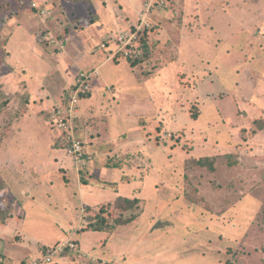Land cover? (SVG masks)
I'll list each match as a JSON object with an SVG mask.
<instances>
[{"label": "rangeland", "instance_id": "1", "mask_svg": "<svg viewBox=\"0 0 264 264\" xmlns=\"http://www.w3.org/2000/svg\"><path fill=\"white\" fill-rule=\"evenodd\" d=\"M2 1L0 169L6 163L14 176L37 182L23 187L14 180L11 191L3 178L8 173L0 175L6 182L1 203L13 213L0 224V254L16 262L21 250L34 254L38 243H53L64 233L58 226L78 216L68 201L93 208L140 187L131 212L94 214L109 225L120 215L141 216L137 222L105 246L102 234L76 233L79 245L84 240L97 252L111 247L137 264H264V135L260 144L250 143L264 131L255 123L264 119V92L258 90L264 88V0L166 2L151 16L156 27L149 53L136 67L119 53L120 45L101 49L139 22L131 0H111L112 7L101 0L103 11L97 0ZM34 1L50 9L47 24L31 11ZM53 33L67 36V50L94 54L92 68L84 70L102 64L92 87L99 86L93 94L105 103L103 114L91 113L87 121L77 114V135L95 157L78 178L50 110L69 99L80 65L64 63V50L48 40ZM138 44L143 56L146 46ZM108 51L114 61H105L101 53L109 58ZM202 159H209L206 167L197 164ZM46 185H54L53 192L44 193ZM22 188H31L34 199Z\"/></svg>", "mask_w": 264, "mask_h": 264}, {"label": "crops", "instance_id": "2", "mask_svg": "<svg viewBox=\"0 0 264 264\" xmlns=\"http://www.w3.org/2000/svg\"><path fill=\"white\" fill-rule=\"evenodd\" d=\"M119 1H121V2H119ZM149 1H151V0H131V3L132 2H135V5H136V7H135L136 8V11H137V15L136 16H138V14L140 15L143 12L145 3L149 2ZM96 2H98L97 3V6H96L97 10L102 9V8H105V6L101 5V2H102L101 0H97ZM190 2H193V0H186V4H188ZM102 3L103 4L106 3L107 5L109 3H110V5L112 4L111 0H105ZM114 3L126 5V1H124V0H114ZM110 7H112V5ZM110 7L108 6V8L111 10ZM132 7H134V5ZM102 11H103V9H102ZM106 11L111 15V12L110 11H108V10H106ZM40 18L43 19L45 17L40 16ZM116 24H117V22H116ZM188 25L189 26H192L191 23H188ZM67 47H68V44L64 48V51H62V52H64L67 55V57L64 58V63H66L68 61L71 62V63H73V60H76V63L78 65H80V72H82V71H89V70H84L85 68H89V69L92 68L91 65L93 64L94 58H95L94 56L92 57V55H94V54L88 55L85 52L81 53V52H79L76 49L75 46L72 47L69 50L66 49ZM101 54H102V56L103 55L105 56V57L104 56L103 57L106 58V60H105L106 62L113 61L112 58H110V57L107 58V55H105L104 53H101ZM77 56H78V58H77ZM79 57H80V59H79ZM100 66L98 68H96V70L100 71V69H99ZM92 70H94V69H92ZM74 82H75V77L71 80V83H70L71 86L73 85ZM95 90H97V91L99 90V86L98 85L96 87L94 86L93 87L92 94L81 102V120H85V121L91 120V119H93L94 115H95V117H97V116L99 117V115H102L103 114L102 108L105 106V103H102L101 102V98H100L99 101L98 100L96 101V97L93 94L94 92L97 93V91H95ZM258 90L260 92H264V88L263 87H259ZM112 94H114V92H112ZM249 104H251V103H249ZM258 106L259 105H256V104H251L250 105V107H253L254 109H255V107H257L258 110H261V109H259ZM256 110L257 109H255V112H256ZM260 112H264V111L261 110ZM91 113L93 114V117L90 118L88 116H90ZM99 129H100L99 127L98 128H95L94 129V132L97 131V133H99L98 132ZM94 132H93V134H94ZM261 134L264 135V131L258 132V134L255 136L256 138L253 137V140H251L250 143L255 144V145L256 144H260V142H261V137H260ZM92 141H94V140H92ZM1 151H2L3 155H6V156L9 155V153L6 152L7 150H6L5 147ZM57 156H58L57 154H53L51 157L54 158V157H57ZM8 159L10 160L9 161L10 164L13 163V160H11L10 156H8ZM45 161L46 160H43V164H44ZM4 164H6V163H4ZM4 164H3V166L0 169V175L2 176V173H6V172L8 173L3 178L7 182L8 188L11 189V191H12V189L14 187L13 186L14 185V180H16L18 182V184L21 185V186H23V187L26 186V185H24V183L27 180H28V182L26 183L27 185L29 183L36 184L35 183V182H37L36 181V178H32V176H30V177H28L26 179H23V178L20 177L22 173H18V175L14 176L11 173V171L9 170V168H8L9 166L8 165H4ZM45 166L47 167L46 164H44V167ZM76 172H77V170L75 171V175L74 176H76V178H78V175H77L78 172L77 173ZM17 176H19V177H17ZM40 176H37V177L40 178ZM130 181H132V180H129L128 182H130ZM133 181H136V180H133ZM26 188H22L21 191L23 193L29 195L28 197H31V198L34 199V196H31V192H32L31 191V188H28V189H26ZM40 188L41 187H39V189ZM54 188H55L54 185H49V186L46 185V186L42 187L41 189L42 190H46L44 193H47V191L53 192L52 189H54ZM78 190H80V185L78 186ZM139 190H141V188L140 187H137V188H135V190L133 192H131L130 189H129L127 192H124V194L121 193V192L119 194L117 193L111 200H109V201H107V202H105V203H103L101 205H98L96 207H93V208H98V207H101L103 205H106V204H109V203H113L120 196L121 197H127V198H131V197L134 198V197H136V193L135 192L136 191H139ZM67 208L70 209V211H72V212L74 211L73 213H75L78 216L75 217V219L72 218L71 220H69V223H68L67 226H65V225L64 226H58L60 224H57V226L60 228V230L62 229V231H64V233H59L60 234V235H58L59 237L53 243H49V244H40V243H38V246H41V248L44 247V246L45 247L52 246V245H55L56 243H59L61 241H66V240H68L70 238H75L76 233L79 234L81 232H91V233L98 234V236H101V234L104 235L105 239L103 238L101 240V241L105 242L104 243V246L111 240L112 237L118 236L117 234H118V232H119V230L121 228H118L117 230H114L111 233L92 231V230H89L87 228L89 216L92 215V211H91L92 208H89V207L86 208V207H83V206H80V208H77V207H75V204H73V203H71L69 201H68V204H67ZM83 208H86L85 211H84ZM77 209H79V210H77ZM11 210H12V208H11ZM78 211H80V213H77ZM12 216H13V213H11V215L9 216V218L5 221L4 226L7 225L10 222V219L12 218ZM64 227H67V228L65 229ZM68 236H69V238L67 239L66 237H68ZM119 243H122L123 245H125V243H127V242H126L125 239H123ZM34 244L37 245L36 242ZM118 247H120V246H118ZM80 248L82 250V254H73V253L68 254L67 256H63V257L57 259L54 262V264H122V263L116 262L117 259L123 260L124 262H129L130 264H137V262L132 263V261H128L127 258H129V257H126V253H124L123 251H119L118 253L113 254L112 251H111V249H110L111 247H109V248H107V249H105V250H103L101 252L100 251L97 252V249L96 248H92L91 246H88L87 243H85L84 240H83L82 245L80 246ZM85 254H90L91 255V258H86L84 256ZM41 255H42V250L41 249H37L36 253H34V254L31 253V251L21 250L20 252H18V254H16V257H18L19 260L16 258L17 259L16 262H9L8 260L5 259V256H3L2 254H0V261H1L0 264H27V263H29V259H32L33 260L35 258L40 257Z\"/></svg>", "mask_w": 264, "mask_h": 264}, {"label": "built area", "instance_id": "3", "mask_svg": "<svg viewBox=\"0 0 264 264\" xmlns=\"http://www.w3.org/2000/svg\"><path fill=\"white\" fill-rule=\"evenodd\" d=\"M166 5V0H151L144 5V10L140 14V20L136 29L122 31L117 33L115 38L109 40V43L114 42L122 48L119 53H122L126 58L135 55L141 56V52L137 47V41L140 39V33L151 29V16L156 10H160ZM31 7L36 8L40 12V16L47 15V9L41 8L39 3L35 1L31 3ZM60 51L64 50V41L51 40ZM137 43V44H136ZM136 44V45H135ZM101 49L108 50L107 44H102ZM118 53V54H119ZM110 58L114 59L116 55L110 54ZM99 74L98 70L82 71L76 79V84L70 89V97L66 99L63 105H54L50 110L51 122L53 129L64 136V143L67 145L66 153L72 159L76 170L82 171L88 169L94 162L95 157L91 152L85 149L84 142L77 135L76 117L79 113L78 105L82 98L87 97L92 91V79ZM109 92L112 89L108 88ZM66 253L82 254L78 242L75 238H70L66 241H61L55 245L48 246L42 252V256L31 260L28 264H54ZM86 258H91L90 254L84 255Z\"/></svg>", "mask_w": 264, "mask_h": 264}, {"label": "trees", "instance_id": "4", "mask_svg": "<svg viewBox=\"0 0 264 264\" xmlns=\"http://www.w3.org/2000/svg\"><path fill=\"white\" fill-rule=\"evenodd\" d=\"M35 1H39V0H35ZM1 2H3L2 0H0V6L2 5ZM167 4L170 5L171 3V0H166ZM39 3V2H38ZM39 6L41 8H44V9H47L48 11V14L47 16L45 17V21L44 23L47 24L48 21L52 18L53 15H51V11L50 9L45 6L43 3H39ZM31 11L34 12L35 14H37L38 16L40 15V12L38 9L36 8H33L31 7ZM40 17V16H39ZM139 23V22H138ZM138 23L136 25H138ZM152 27L151 29H148V30H145L143 32L140 33V39L139 41H137V43L141 42L143 45V49H145L144 46H146V50H144L143 52V56L141 55L139 58H136L134 59V56L133 57H130V58H127L129 61H133V64L132 66L133 67H136L137 64L143 62L146 60L147 58V54L149 53V40H150V34L151 32L155 29L156 25L154 23H152ZM136 25H133V29L135 30L136 29ZM48 32H54V31H51L50 28H48ZM57 33V32H56ZM54 34V33H53ZM70 34V33H69ZM67 34V35H69ZM55 35V38L53 36V39L55 40H58V41H64V43L67 45V40H66V35H59L58 37H56V34ZM50 41V44L52 45L51 43V40L52 38H49L48 39ZM109 40H111V38L108 39L107 42H105V44H109ZM136 43V44H137ZM104 44V43H102ZM135 44V45H136ZM65 45V47H66ZM137 47L138 49H140V45L137 44ZM57 50H59L57 47H56ZM60 51V50H59ZM136 56V55H135ZM114 61V59H113ZM99 75V74H98ZM79 76L76 77V79L78 78ZM73 86V85H72ZM71 86V88H72ZM93 92V87H92V91L91 93ZM91 93H89L87 95V97H89L91 95ZM81 112V108H79V113ZM77 118V117H76ZM76 122H77V119H76ZM255 123H257L259 125V129L262 130L263 127H264V119H261V120H258V121H255ZM257 132H254V135H256ZM62 145V148L65 149L66 151V147L67 145L65 143L61 144ZM57 146V145H56ZM84 146L85 143H84ZM57 148H60V147H57ZM209 161V159H202V160H199L197 161V164L201 167H206V164L207 162ZM211 166V169L213 170V165H210ZM209 166V167H210ZM76 169V168H75ZM88 169H85V170H82V171H79L78 174L82 173L83 171H86ZM78 172V171H77ZM4 187H6V182L0 178V223L1 224H4L5 221L9 218V216L11 215V208L9 209H6L4 207L5 204H2L1 203V198L4 196L3 192H4ZM140 200L139 198H127V197H118L113 203H109V204H106V205H103L101 207H98V208H92L91 211H92V215L89 216V219H88V226L87 228L89 230H92V231H97V232H106V233H111L113 232L114 230H117L118 228H126L128 227L129 225H132L133 223L137 222V220L141 217V216H138L136 214H134L133 216L131 217H128V218H124L123 215H120V218L117 219L116 223L114 225H109V223L107 222V219H102L100 222L97 221V219H94V214L97 212V211H100L103 213H100L102 216H105V212L103 210H107V212L110 210H117V211H120L121 214L123 213H128V212H131L132 210L136 209V206L139 204ZM2 205V206H1ZM105 208V209H104ZM78 245H79V242H78ZM45 246L40 248L42 250V252L45 250ZM79 248H80V245H79ZM81 250V248H80ZM82 252V250H81ZM68 253H66L65 255L63 256H67ZM62 256V257H63ZM1 263V261H0Z\"/></svg>", "mask_w": 264, "mask_h": 264}]
</instances>
